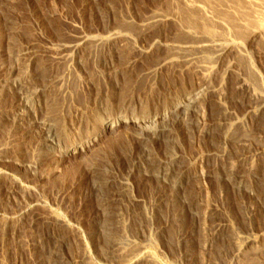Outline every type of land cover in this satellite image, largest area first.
Instances as JSON below:
<instances>
[{
	"label": "rangeland",
	"instance_id": "rangeland-1",
	"mask_svg": "<svg viewBox=\"0 0 264 264\" xmlns=\"http://www.w3.org/2000/svg\"><path fill=\"white\" fill-rule=\"evenodd\" d=\"M162 2L0 0V264H118L121 261L114 260L109 251L119 237L135 245L133 256L142 259L151 255L156 264H264V141L256 139L263 136L264 110L250 115L254 105L235 89V76L230 74L221 87L215 79L210 81L217 91L208 94L203 103L207 133L198 135L195 121L199 119L194 112L187 114L181 124L168 127L169 137L177 139V146L180 144H174V151L182 157L173 173L183 170L186 174L180 188L175 189L179 205H171L176 192L167 184L160 188L154 178L146 182L138 172L128 176L126 171L143 149L152 163L167 157L172 151V138L143 147L136 142L137 130L122 125L101 133L81 152L63 156L54 152L86 139L99 129L97 119L105 113H153L181 91L201 85V77L190 67L177 70L164 65L151 74L164 57V46L160 45H171L174 37L166 21L144 26L148 30L141 32L144 19ZM125 18L131 22L133 34L127 29L126 34L112 35ZM78 32L101 38L108 47L95 56L82 53L76 57V52L70 51L68 55L76 58L75 64L63 66L58 46L76 44L74 36ZM122 36L125 40L131 37L128 43L134 41V45L124 42ZM254 48H246L245 54L262 75L264 60L260 61L262 57ZM217 66L220 72L223 68ZM70 69L83 85L62 96L60 86L50 81L65 70L67 75ZM27 73L33 78L23 85L38 93V104L33 101L37 118L51 121L50 133L56 139L53 143L40 124L28 129L29 109L22 108L16 91H7L11 80ZM219 123L233 127L224 143ZM229 134L234 138L230 135V140ZM258 152L261 154L257 156ZM201 155L205 160L201 166L204 176L200 178L196 171ZM211 155L223 157L214 159ZM147 164L145 161L146 168L151 166ZM230 165L238 173L235 184L226 183ZM250 165L256 169L252 177L248 173ZM239 180L243 185L238 186ZM11 183L27 190L14 191ZM124 185L129 188L126 194ZM153 187L157 189L155 195H164L157 210H146L153 217L149 216L148 225L143 205ZM119 197L125 207L130 198L137 202L129 205L126 213ZM104 204L107 209L100 213ZM249 209L253 215L247 220ZM21 210L25 212L21 214ZM49 215L60 218L70 230L46 226L43 221ZM5 224L8 228H3ZM232 235L241 243L248 241L238 262L232 254ZM148 236L150 242L146 241ZM84 248L90 259L83 263Z\"/></svg>",
	"mask_w": 264,
	"mask_h": 264
},
{
	"label": "bare ground",
	"instance_id": "bare-ground-1",
	"mask_svg": "<svg viewBox=\"0 0 264 264\" xmlns=\"http://www.w3.org/2000/svg\"><path fill=\"white\" fill-rule=\"evenodd\" d=\"M161 1H163L162 2L163 4L161 5L158 4L159 5L158 7L156 6L157 8L151 13V15L144 19L145 25L143 24L141 27L143 28L144 26H147V25L150 26L149 24H152V23H158L157 25L162 24V23L165 24V21H166V24L168 22L167 26L171 24V26L169 27H172L173 32H174V37H173V40H171V45H167V43H165L166 45H160V47L164 46V48L162 47L164 50V57L162 58L160 62H158L157 66L155 65L156 68H153V72L151 71L152 72L151 74L155 73L158 69L164 67V65H168V68H170L169 66H173L177 70L190 67L194 70V73H196L199 77H201V80H202L201 85L193 90L181 91L180 93L175 95L173 98H171L169 103L163 109L153 112V113L146 112V113H141L140 115H137L134 112H130L129 114H124V113L118 114L117 113L118 115L116 116H111L108 113H105L103 116L100 115L101 117L97 119V122H99V124L97 123L99 126V129L97 128L98 130L95 129L92 132H90L87 135L86 139L84 140H79L75 143L73 142L72 144L63 146L62 148H58L57 150H55L54 152L59 154V156L69 155V154L73 155L75 153L81 152L84 147H86L91 142H94L99 137V135H101V133L107 132L109 130L111 131L117 126H122V125L124 126L130 125L131 127L137 130L138 133L136 134V137H137L136 142L141 144V146L143 145V147H145L144 145H146V143L152 144L153 142H160V139L169 137L168 135L169 131L170 129L173 128V126H171L172 128H170L169 125H174L177 123L181 124L185 120V117L187 116V114H189L190 112H194L197 115V118L199 120L197 122L195 121V127L197 129L198 135L200 134L203 135L207 131V125L206 123H204L206 120V110L203 107L204 106L203 103H204V100L207 98L208 94L215 93V90H216V89L214 90V87H212L213 85L211 86L210 84L211 79H215L216 82H218L219 87H221L223 83L226 84L225 80H227L226 78L228 76H231V75L235 76L236 78V85H235L236 88L235 89L238 90L243 96L246 97V99L249 100V103L251 106L254 105L255 110L251 111L250 115L256 116V114H258L260 110L262 109L264 110V69L261 71L262 72V75H261L258 69H256V67L253 66L252 63L248 60L245 54V52L248 51L246 50V48L252 49V47L255 46L254 49H257L258 57L259 58L262 57L260 61L264 60V0H161ZM123 20H121V23L119 24L120 26L118 29L115 27L117 32L112 35L114 36L116 34L119 35L120 32H124L127 29L132 30L133 27L130 25L131 22L127 21L128 19L126 18H125V21ZM139 26H138V30L139 28H141ZM147 30L148 28L146 27V30H145V27H144V29H141V32H144ZM131 32L132 33L130 34H133V30ZM141 32H138V33H141ZM106 33L108 35V33L110 32L108 31ZM124 33L126 34V32ZM114 36H112V38ZM128 36H129V33H128ZM74 38H75L74 41L77 42L76 44L71 45V46H67V45L64 46L60 44V46H58L59 48L58 51L60 52L58 53L59 55L61 54L62 57L61 58L57 57V58L59 59V63H62L63 66L68 67L72 63L75 64L76 58H74L72 54L68 55L70 51H73V53L76 52V57L78 56V54L82 55V53L83 54L89 53L90 55L94 54L95 56L99 51L101 53L104 50V48L108 47V46L103 45V44H106L105 40H104L105 43H103V39L97 38V37H90L81 32H78L77 36L75 35ZM112 38L110 39L112 40ZM122 39H123V36H122ZM128 39L131 40V37ZM128 39L125 40L124 42L126 41H127L126 43L130 42L128 41ZM109 42H112V41H109ZM132 42L134 43V41ZM132 42L128 44L134 45L132 44ZM156 44L157 43H155V45ZM132 48H135V47L131 46V49ZM144 52L142 54H144ZM105 64L107 65L106 62ZM217 64H219V67L222 66L223 68L222 70H220V72L217 71L219 69V68L217 69L218 67ZM62 68H66V67H62ZM63 71L64 70L60 72H63ZM64 72L65 73H63L60 76L58 75L53 76L50 81L52 84L54 83L60 86L59 89L61 91L59 90V92L61 93L62 96L66 93L68 94L71 90L77 89L78 86L83 85L81 83V80L78 77H76L74 73H72L71 69H70V72L67 73V75H66V70ZM100 73L101 72H99V74ZM20 76L17 79H16L17 76L16 77L14 76L15 79L11 80V83L8 86L7 91H9L10 93L12 92L14 93L16 91L18 93L19 102L22 105V108L24 106L27 109H29V112L31 114L30 115L31 119H30V122L27 124L28 129H30V127H33L36 124H40L38 126L43 128L44 130L47 129L48 139L50 143L55 142L56 139L54 138V135L50 133L51 121L49 120L40 121L38 120L39 118H37V113H36V109L34 106L36 104H34L33 101H35L36 103L38 102L39 100L37 98V96L39 97L38 93L35 91H31L28 87H26L28 82H30V80L33 77H31L30 74L28 73L27 75H24L22 77ZM99 77L101 76L99 75ZM12 78H13V73H12ZM23 83H27L25 84V87ZM255 106H257V108ZM23 117L24 116H22V118ZM169 118L170 119L173 118L171 123L169 122ZM229 124L219 123L218 125L219 129L221 131L222 130L224 131L221 137L223 143L227 141L226 135L228 134V132H230L229 131L230 128H232L233 130L232 125H229ZM262 133H263V136L258 135V137L256 138L259 143H263L262 141H264V131H262ZM230 135L231 134H229V139H230ZM171 138L172 137H169V140ZM232 138L234 137L232 136ZM240 139L242 138L240 137ZM171 140H172L171 144L173 146L172 151H170L168 156L165 157L164 159H159L160 157L157 158V164L152 163L154 161H148V155L146 154L148 153V151L145 149H143L144 152L139 153L140 155L137 156L136 154L137 156L136 159L132 158L133 160L131 161V164H130L131 167H129V169L126 170L127 174H129L128 176H131V173L134 174L133 172L135 171V172H138L139 176L144 177L146 182H147V179L154 178L156 186H159L161 188V186L166 187L165 185L167 184L168 187L172 189V191L174 189V192H176L175 189L180 188L179 184L183 180L184 175L186 174L183 170L178 171L176 174L173 173V167L180 163V161L182 160V157H180L178 153L174 151L175 149L174 144L175 146H177L178 144L177 139L176 138L174 139L173 137ZM235 140L239 141L238 138ZM239 142H244V141L240 140ZM260 154L261 153L258 152L256 155L258 156ZM216 155H211V156H213L214 159H217V158L221 159L223 157L222 155L220 156L219 155L216 156ZM143 156L145 157L144 160L142 159ZM204 158L205 157L203 155L198 157V166H197L198 169L196 172L198 173V176L200 178L204 176L201 170L202 163L205 160ZM145 161L148 164L150 163L149 165L151 166L150 167L147 166L146 168L145 167L146 165L144 166ZM37 164H38L37 162L33 163L32 167L35 168ZM233 167L234 166H232L229 171V175L226 178V181H227L226 183L235 184V182L237 181L238 173L234 171ZM248 173L252 177L254 174H256V169L251 166V168H249L248 170ZM237 183H238V186L242 184L240 180ZM124 186H125V189L123 188V193H125L126 190H129L127 185H124ZM10 188L14 191L16 190V191L21 192L22 190L24 191V193H25V190H27L24 188L22 189L21 186H19L16 183H11ZM156 191H155V188L152 190L153 194L151 193L152 195L151 194L148 195V197L146 198L147 204L144 203L143 205L145 219L148 225H151V219L153 218V217L151 218V216L148 214L151 213L152 210L155 208L157 210L158 206L163 201L162 197L164 194L155 195L154 192L157 193ZM127 193H129V191ZM175 195H176L175 197L172 196L173 198L170 199L172 206H175L176 203L178 204L177 199H176L177 192L175 193ZM180 198L182 199V197ZM115 201L116 200H114V203ZM128 201H129L128 202L129 204L126 203L127 206L125 207V204H124L125 201L123 200V198L121 197L118 198V202H120V204L125 207L126 213H128L127 211L128 206L137 202L135 199H131V198ZM179 202H181V200ZM25 206L26 205L23 206V209ZM106 207H107V204L102 205L100 207V213L101 212L104 213V211L107 209ZM146 210H149L148 214ZM21 211H22L21 212L22 214L24 210H21ZM252 215H253L252 209H249L246 214V219L249 220ZM149 216L151 219L149 218ZM43 223H45L46 226H54V227L62 226L63 228H66V230L67 229L70 230L69 226L66 225L64 221H62L60 218L53 217L51 215H49L48 217H45V220L43 221ZM3 228H8V225L5 224ZM122 232H123V229H122ZM150 238L151 236H148L146 241L150 242L151 241ZM262 238L263 239L261 240H262V243L264 244V237ZM128 242L129 241L126 238L119 237L117 238V241L115 242L116 244H114V246L110 248L109 254L111 255V257L114 260L121 261L118 264H121V263L133 264V263L141 262V260L146 262L147 264L157 263L155 257L151 255H144L142 259L140 257L136 258V256H133L135 253L134 251L136 249L135 245L132 243H128ZM232 242H233V250H232L233 258H235V260L238 262V259L241 257V255L244 254V251L246 250V247L248 246V241L241 243L239 242V238L236 235L234 236L232 235ZM253 242L255 241L253 240ZM88 259H90L89 253L87 252L86 248H84L80 261L83 262ZM75 263L76 262L71 263V264H75Z\"/></svg>",
	"mask_w": 264,
	"mask_h": 264
}]
</instances>
